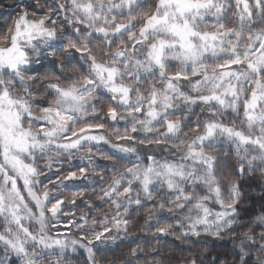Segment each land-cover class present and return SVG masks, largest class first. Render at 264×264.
<instances>
[{"label":"clouds","instance_id":"9594fccd","mask_svg":"<svg viewBox=\"0 0 264 264\" xmlns=\"http://www.w3.org/2000/svg\"><path fill=\"white\" fill-rule=\"evenodd\" d=\"M0 264H264V0H0Z\"/></svg>","mask_w":264,"mask_h":264},{"label":"snow or ice","instance_id":"6c2138e0","mask_svg":"<svg viewBox=\"0 0 264 264\" xmlns=\"http://www.w3.org/2000/svg\"><path fill=\"white\" fill-rule=\"evenodd\" d=\"M177 2H187V0H177ZM101 128V125L97 124V125H87L85 128L80 129V133H84V132H89V131H96L99 130ZM74 175L70 173V177Z\"/></svg>","mask_w":264,"mask_h":264}]
</instances>
